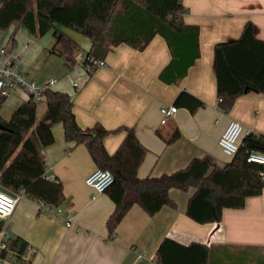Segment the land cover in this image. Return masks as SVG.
Returning a JSON list of instances; mask_svg holds the SVG:
<instances>
[{"label": "crops", "instance_id": "0c3cea01", "mask_svg": "<svg viewBox=\"0 0 264 264\" xmlns=\"http://www.w3.org/2000/svg\"><path fill=\"white\" fill-rule=\"evenodd\" d=\"M183 4L185 23L199 29L200 55L175 82L176 72L165 74L173 82L161 77L172 52L160 34L143 50L126 43L114 46L104 59L106 65L90 72L85 67L70 69L51 52L57 41L53 30L42 37L23 26L0 30V46L12 47L16 63L29 80L42 84L57 79L52 89L73 97L82 128L96 122L110 130L134 127L148 149L138 170L140 177L172 173L205 155L223 167L231 157L222 151L219 138L231 120L264 135V93L243 94L224 112L217 94L214 46L238 39L248 21L253 22L256 36L264 40V0H183ZM57 28L86 47L76 55H87L92 45L89 37L64 26ZM182 91L196 95L205 106L194 113L177 106L175 115L162 124L161 107L175 105ZM29 98L23 89L11 92L0 108V118L9 119ZM43 102L38 119L46 111ZM177 129L180 137L167 142ZM53 132L55 142L44 149L47 175L62 183L64 202L44 209L25 195L6 219L15 240L33 249L29 264H135L139 260L159 264V249L166 238L187 247L193 243L204 246L182 251L170 245L166 256L171 264H264V189L248 197L243 208H225L221 221L199 223L187 214L193 189L173 188L170 195L176 206L164 205L150 215L135 203L110 233L107 220L115 203L107 192L96 194L86 182L98 168L89 149L66 140L62 123H56ZM125 135V131L108 134L107 150L114 153Z\"/></svg>", "mask_w": 264, "mask_h": 264}, {"label": "trees", "instance_id": "16d2710c", "mask_svg": "<svg viewBox=\"0 0 264 264\" xmlns=\"http://www.w3.org/2000/svg\"><path fill=\"white\" fill-rule=\"evenodd\" d=\"M183 0H0V30L25 27L32 34L43 36L50 31L57 35L51 52L59 55L66 66L74 69L76 53L81 46L58 30L57 25L76 30L91 39L87 55L105 59L114 46L122 43L143 50L156 35H162L172 52V59L161 77L176 72L174 82L186 75L199 57V29L185 23ZM217 94L220 107L230 111L235 100L249 92L264 93V40L255 34L248 21L238 39L214 46ZM93 70V69H92ZM89 72L91 70H88ZM173 78V77H172ZM7 95H0V108ZM46 111L37 117L38 105L32 97L23 101L9 119L0 118L6 129H0V188L18 194L21 191L38 202L59 207L65 200L62 183L47 177L44 149L55 142L53 126L62 123L65 138L89 149L100 168L110 169L114 182L106 190L115 203L107 220L114 232L133 204L138 203L150 215L164 205L176 206L170 191L178 188L193 193L187 214L199 223L219 222L225 208H243L248 197L263 192L261 173L264 165L249 162L252 151L264 152V135H245L239 150L223 167L210 155L195 157L172 173L160 176L138 175L148 149L139 141L134 127L107 129L101 122L82 128L74 112V99L67 92L48 89ZM174 104L192 113L205 106L196 95L180 92ZM125 131L126 135L114 153L105 146L108 134ZM181 135L177 129L167 142ZM14 243L24 248L25 243ZM182 251L202 247L193 243L183 246L166 238L159 249V264H171L168 247Z\"/></svg>", "mask_w": 264, "mask_h": 264}, {"label": "built area", "instance_id": "2783aa9c", "mask_svg": "<svg viewBox=\"0 0 264 264\" xmlns=\"http://www.w3.org/2000/svg\"><path fill=\"white\" fill-rule=\"evenodd\" d=\"M16 60L17 57L14 55L11 46H0V95H9L20 88L25 90L37 103L45 101V92L53 88L57 79H49L42 84L31 81L23 75ZM105 65L106 61L103 59L79 53L76 55L74 69L85 67L87 70H92ZM78 84L77 81L74 82L75 86H78ZM176 111V105H163L161 107L163 114L161 123H166L169 118L175 115ZM251 132L245 129L240 122L231 120L219 138V145L224 154L232 158L239 150L244 135ZM247 160L264 165V152L252 151L248 155ZM47 177L54 179L49 175ZM261 177L264 181V172L261 173ZM86 182L95 190L96 194L103 193L114 182V175L110 169L98 167L86 178ZM96 194L92 196L93 199L96 198ZM25 195L24 191L14 194L0 188V264H29V260L31 259L33 249L29 245L21 249L19 245L14 243L15 238L6 226V219L14 212L18 201ZM39 203L44 209L53 208L43 201ZM135 264L145 263L139 260Z\"/></svg>", "mask_w": 264, "mask_h": 264}, {"label": "rangeland", "instance_id": "374dc122", "mask_svg": "<svg viewBox=\"0 0 264 264\" xmlns=\"http://www.w3.org/2000/svg\"><path fill=\"white\" fill-rule=\"evenodd\" d=\"M66 29H70V28H66ZM39 37H42V36H39ZM81 37H83V36H81ZM80 46H81V50L84 51L85 50L84 48H86V47L83 46V45H81V44H80ZM44 107H45L44 102L39 103V105H38V112L41 113L43 111Z\"/></svg>", "mask_w": 264, "mask_h": 264}, {"label": "water", "instance_id": "95a60500", "mask_svg": "<svg viewBox=\"0 0 264 264\" xmlns=\"http://www.w3.org/2000/svg\"><path fill=\"white\" fill-rule=\"evenodd\" d=\"M7 126H5L2 122H0V129H6Z\"/></svg>", "mask_w": 264, "mask_h": 264}]
</instances>
